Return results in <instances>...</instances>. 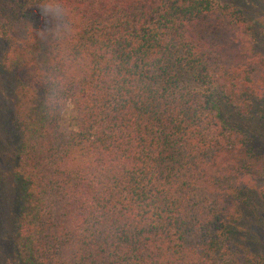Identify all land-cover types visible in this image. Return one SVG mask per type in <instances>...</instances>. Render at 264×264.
I'll list each match as a JSON object with an SVG mask.
<instances>
[{"label":"trees","instance_id":"1","mask_svg":"<svg viewBox=\"0 0 264 264\" xmlns=\"http://www.w3.org/2000/svg\"><path fill=\"white\" fill-rule=\"evenodd\" d=\"M60 2L31 38V0H0L19 142L0 264H264L240 227L264 201V0Z\"/></svg>","mask_w":264,"mask_h":264},{"label":"rangeland","instance_id":"2","mask_svg":"<svg viewBox=\"0 0 264 264\" xmlns=\"http://www.w3.org/2000/svg\"><path fill=\"white\" fill-rule=\"evenodd\" d=\"M264 12V8L251 10L250 15L258 18ZM9 43L5 38L0 37V207L3 208L1 214L0 227L6 232L0 236V257L5 259L13 255L15 240L14 233L17 228L16 215L13 216L11 211L16 213L14 202L8 201L10 198L8 191L13 187V172L15 169V153L18 146V129L14 123L15 116V92L17 77L13 72L6 70L3 61L8 51ZM72 112L68 110L64 116V126L69 127ZM260 151L264 152V140H260ZM260 186L264 188V177L259 180ZM258 207L254 205L247 208L245 217L241 219L240 227L246 228L249 234L256 236L255 241L250 244L251 252L264 256V201L258 197ZM11 199V198H10ZM4 201V207L1 205ZM244 228V229H245ZM8 229H11L8 231ZM2 242V243H1Z\"/></svg>","mask_w":264,"mask_h":264},{"label":"clouds","instance_id":"3","mask_svg":"<svg viewBox=\"0 0 264 264\" xmlns=\"http://www.w3.org/2000/svg\"><path fill=\"white\" fill-rule=\"evenodd\" d=\"M29 24L27 32L31 38H39L49 29L50 21L62 14L60 0H31L24 9Z\"/></svg>","mask_w":264,"mask_h":264}]
</instances>
